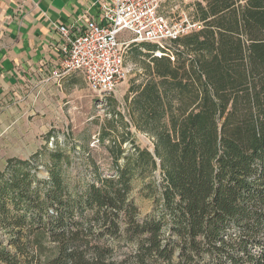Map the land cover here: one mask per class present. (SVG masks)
<instances>
[{"label":"trees","instance_id":"1","mask_svg":"<svg viewBox=\"0 0 264 264\" xmlns=\"http://www.w3.org/2000/svg\"><path fill=\"white\" fill-rule=\"evenodd\" d=\"M194 7L199 30L134 44L150 63L128 90L129 120L117 112L100 134L112 141L111 175L95 166L93 181L71 186L74 158L61 146L8 158L0 263L264 264V0ZM45 154L47 178L36 163ZM138 179L154 202L143 217Z\"/></svg>","mask_w":264,"mask_h":264},{"label":"rangeland","instance_id":"2","mask_svg":"<svg viewBox=\"0 0 264 264\" xmlns=\"http://www.w3.org/2000/svg\"><path fill=\"white\" fill-rule=\"evenodd\" d=\"M196 1L162 0L160 13L170 20H180L184 16L193 19ZM134 44L129 46L125 56L129 73L114 92L108 95L99 94L90 88L86 79H83L81 97H77L75 104L69 100V103L63 104L65 103L63 101L61 106H53L50 109L48 106L33 107L34 113L31 115L26 116L24 112L14 123L0 128V171L5 168L8 158L30 159L38 151L46 152L61 146L74 158L67 169V178L71 186H85L87 182L93 181L92 171L95 166H99V170L105 175H111L113 172L108 170L112 165V157L108 146L112 141L110 138H106L105 142L101 141L100 134L103 128L110 127L109 122L117 112L121 113L126 121L129 120L128 90L131 85H138L147 79L145 67L150 63L148 57L144 55L146 51ZM118 125L120 131L125 133L126 129L122 128L120 123ZM50 131H54L56 135L48 139ZM132 132L135 133L140 146L153 151L154 140L150 135L137 132L134 128ZM126 140L124 147L131 148L132 140L129 138ZM48 160V154H45L36 161L38 174L44 178L49 175L46 169ZM161 178V172L157 169L155 179L161 181ZM133 187L132 197L139 207L140 216L143 217L153 211L154 202L146 195L143 180L134 181ZM44 245L49 249L53 247V244L46 240ZM123 250H127V247L124 246ZM44 258L43 255L40 264Z\"/></svg>","mask_w":264,"mask_h":264},{"label":"crops","instance_id":"3","mask_svg":"<svg viewBox=\"0 0 264 264\" xmlns=\"http://www.w3.org/2000/svg\"><path fill=\"white\" fill-rule=\"evenodd\" d=\"M100 13L99 0H0V128L24 112L31 115L33 107L76 103L85 75L61 74L63 37L57 27L83 25ZM132 37L123 31L120 40Z\"/></svg>","mask_w":264,"mask_h":264},{"label":"built area","instance_id":"4","mask_svg":"<svg viewBox=\"0 0 264 264\" xmlns=\"http://www.w3.org/2000/svg\"><path fill=\"white\" fill-rule=\"evenodd\" d=\"M99 1L98 20L60 25L57 30L63 37L61 74L81 70L90 88L102 95L114 92L126 79L129 69L125 56L131 44L149 42L163 46L165 41L199 30L202 25L188 16L170 20L160 13L162 0ZM123 31H130L133 37L121 41Z\"/></svg>","mask_w":264,"mask_h":264},{"label":"water","instance_id":"5","mask_svg":"<svg viewBox=\"0 0 264 264\" xmlns=\"http://www.w3.org/2000/svg\"><path fill=\"white\" fill-rule=\"evenodd\" d=\"M41 176V175H40Z\"/></svg>","mask_w":264,"mask_h":264}]
</instances>
